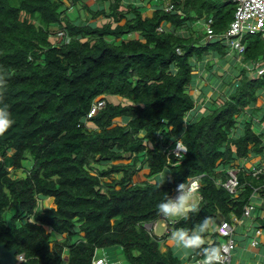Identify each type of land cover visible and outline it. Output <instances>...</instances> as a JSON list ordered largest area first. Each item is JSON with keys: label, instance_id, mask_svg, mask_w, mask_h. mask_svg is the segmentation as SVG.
Returning <instances> with one entry per match:
<instances>
[{"label": "trees", "instance_id": "trees-1", "mask_svg": "<svg viewBox=\"0 0 264 264\" xmlns=\"http://www.w3.org/2000/svg\"><path fill=\"white\" fill-rule=\"evenodd\" d=\"M109 1L108 9H93L83 0H0V103L13 115L0 133V243L23 254L18 264H93L98 248L117 245L128 264H183L171 246L163 249L169 234L146 225L161 218L157 205L166 192L201 177L198 211L174 219L172 229L187 235L207 218L204 244L195 248L203 254L204 246L221 248L210 223L242 217L263 188L264 173L241 169L238 160L264 149L253 118L261 114L264 122L256 106L264 74L241 66L238 84H220L210 111L187 119L197 104L190 92L195 61L206 53L226 58L232 47L219 34L236 3ZM146 2L157 6L152 15L143 14ZM78 4L105 20L77 22L66 12ZM209 18L214 39L202 29ZM242 42L244 63L264 59L261 32L244 33ZM98 97L105 105L87 116ZM178 138L187 151L168 154ZM145 167L146 178L135 181ZM232 167L239 168L236 192L223 185ZM18 168L25 174L13 176ZM40 195L54 204L45 206Z\"/></svg>", "mask_w": 264, "mask_h": 264}, {"label": "crops", "instance_id": "crops-1", "mask_svg": "<svg viewBox=\"0 0 264 264\" xmlns=\"http://www.w3.org/2000/svg\"><path fill=\"white\" fill-rule=\"evenodd\" d=\"M85 3H87L90 7L93 9L98 7H105L108 9L109 0H106L102 2V0H83ZM129 0H125V2H128ZM69 0H67L68 4ZM71 2V0H70ZM145 8L143 10L144 15H152L153 11L157 7L156 4L152 2H146ZM164 3H162L163 5ZM76 7H82V5L78 4ZM124 7V6H123ZM69 10V9H68ZM66 14L68 15V11ZM87 14L85 17V20H89L90 22L96 21V23H101L103 20H105V16L100 14L96 18H91V13L86 10ZM77 15L73 14V17H76ZM71 17V16H70ZM72 18V17H71ZM75 20V18H73ZM80 21V20H79ZM201 24V23H199ZM200 26V25H199ZM167 28H171V24L168 23L166 25ZM203 29V25H202ZM204 30V29H203ZM131 36L138 37V33H131ZM226 58L222 57L220 58L218 55L212 54V53H206L204 56V62H200L196 60L197 66L195 68V78L193 80L192 88L190 89L191 94L196 98V107L192 109L187 117V119L195 118L196 116H199L200 114L204 112L210 111V100L215 96L218 92H220V84L223 86H227V82L230 80L231 83L238 84L240 81L239 74L237 73L240 70L241 66H247L248 67V74L254 73V69L251 67L253 66L254 62H246L244 63L242 61V56L236 52V50L233 48L230 50V52L225 56ZM259 61H264V59H261ZM206 72V75L202 77V73ZM252 76H255L253 74H250ZM206 90V94H203L202 90ZM256 106L259 108H262L259 110L261 113L264 111V88L261 89L258 99L256 101ZM259 112V113H260ZM261 114L254 115L253 118L256 121V130L258 132L264 131V122L260 120ZM121 118L120 121L121 122ZM264 142V137H263ZM239 164L241 169H251L254 174H256V169L259 166L264 165V149H262L261 152H250L249 155L246 158L239 159ZM259 164V166H258ZM168 168H166L160 175V177L165 178ZM142 171L146 173V175L149 173V168L145 167ZM146 178V176L144 177ZM137 181V180H135ZM142 181V180H139ZM239 192V191H238ZM196 196V200L199 202L201 200V194L199 193V189L192 193ZM48 197V200L51 203H54V200L52 201ZM247 205H253V208L251 209V213L248 215H245L243 213L242 217L237 216L236 214H232L230 220L235 227V237L237 240V247H241L243 250L242 255L233 254L232 258V264H264V184L262 189H256L253 192V195L250 199V202ZM246 205V206H247ZM245 206V207H246ZM173 219H177L179 217H172ZM222 218V217H221ZM220 218V220H221ZM225 218V217H223ZM222 218V219H223ZM155 222V221H154ZM156 234H158V227L159 224L163 226V232L161 234H158L159 236H163L164 234H169L167 238L165 239V245H163V249H166L167 245L171 246L173 251L176 253H179L175 246L177 245L176 236L173 237V230L172 232H166V229L164 225L158 221ZM150 223V222H149ZM213 223V222H212ZM219 225V224H218ZM218 225L211 224L210 226L212 228H217ZM254 238L258 239L259 244H253L252 241ZM105 250H102L101 254L98 252L97 256L102 257L105 254ZM195 256H197V253L195 252V248H192L189 250L185 256H182V259L184 260L183 264H195L194 259ZM106 258V257H105ZM107 260V258H106ZM112 261V260H111ZM108 264H110L108 262ZM120 264H128V263H121Z\"/></svg>", "mask_w": 264, "mask_h": 264}, {"label": "built area", "instance_id": "built-area-1", "mask_svg": "<svg viewBox=\"0 0 264 264\" xmlns=\"http://www.w3.org/2000/svg\"><path fill=\"white\" fill-rule=\"evenodd\" d=\"M236 3L237 8L234 14V18L232 19L228 29L219 34L220 38H224L226 42L231 45L232 48L236 49L238 53H242L245 49V46L242 42V35L246 32L249 33H256L261 32L264 36V0H230ZM174 8V5L172 2L167 1L164 5V9L166 11H170ZM212 18H209L206 20L202 25L203 29L207 32L209 39H214L216 35H214V29L212 26ZM162 29V27H160ZM59 36H66V41L70 39L69 35L61 30L57 33ZM67 34V35H66ZM55 38H57V36ZM254 69V73H250L253 75L256 74H264V61H254L253 66H251ZM105 105V100L102 98H96L92 106L89 110V113L87 116H91L94 113H96L100 108H102ZM187 151V146L182 140V138H178L175 146L170 147L168 149V154L173 153L176 156H182L183 153ZM238 167H232L229 169V177L223 182V185L230 190L231 192H236L237 187L239 185V177H238ZM257 173H264V165L260 166L258 169H256ZM186 188H189L192 193L197 191L201 186V177L200 176H194L189 179L187 183H184ZM178 185V184H177ZM176 185V186H177ZM176 187L174 189V192L172 195L176 193ZM253 208V205H247L244 209V214L248 215L251 213V209ZM158 221H160L165 229L166 232H172V224L174 222V219L172 217H165L161 216L157 221L155 222H148L146 223L147 227L151 230H153L154 233H156ZM217 231L219 232L222 241H221V261L217 262L218 264H232V258H233V250L236 248L237 240L235 237V227L234 224L226 219L223 218L220 220V223L217 227ZM252 243L258 244V239L254 238ZM203 255L204 254H198L195 256V259L193 260L195 264H202L203 261ZM19 261L23 258V254L18 255ZM93 264H107V261L104 257H96L93 260Z\"/></svg>", "mask_w": 264, "mask_h": 264}, {"label": "clouds", "instance_id": "clouds-1", "mask_svg": "<svg viewBox=\"0 0 264 264\" xmlns=\"http://www.w3.org/2000/svg\"><path fill=\"white\" fill-rule=\"evenodd\" d=\"M5 79L6 77L0 76V86L3 85ZM12 123L13 115L7 104L0 103V133L6 131ZM176 189L174 195L166 192L164 197L158 202L157 209L159 213L165 217H187L190 213L198 211V201L193 197L191 190L186 188L184 182H180ZM208 225L209 220L205 218L190 234L186 235L183 231L178 232L176 235L177 243L185 248L200 247L204 244L203 233L207 230ZM202 251L204 254L202 264H217V262L221 261V252L218 247L208 245L204 246Z\"/></svg>", "mask_w": 264, "mask_h": 264}, {"label": "rangeland", "instance_id": "rangeland-1", "mask_svg": "<svg viewBox=\"0 0 264 264\" xmlns=\"http://www.w3.org/2000/svg\"><path fill=\"white\" fill-rule=\"evenodd\" d=\"M65 2H67V0H64ZM71 2H70V0H69V2H68V4H70ZM81 5V4H80ZM70 9L68 10L69 12H68V15L69 16H71L72 18H75V20H77V22H79V20L81 21V20H85V17H86V14H87V12H86V9L85 8H83V6L82 7H76V6H74V7H72V6H70L69 7ZM73 14H75V15H77L76 17H73ZM233 49V48H232ZM236 50V49H235ZM236 52L238 53V51L236 50ZM206 75V72H203L202 73V77H204ZM120 121V118H117V119H115V123H117V122H119ZM32 162H33V158H32V156L30 155V156H27V157H25L24 159H23V163H24V166H25V168L27 167V168H29L30 166H31V164H32ZM25 174V171H24V169L23 168H18V169H15L13 172H12V175L13 176H21V175H24ZM161 175V174H160ZM159 175V176H160ZM146 176V173H144V171H140L136 176H135V178H134V180H137V181H139V180H144L145 177ZM160 178H162V177H160ZM41 196V198L43 199V204L45 205V206H48V205H53L54 203H51L49 200H48V197H44V196H42V195H40ZM193 197L195 198V199H197L196 198V196L193 194ZM52 201H53V198H50ZM211 224H213L212 222H211ZM163 226L162 225H160L159 224V227H158V234H161V232H163ZM181 230L180 229H173V237L174 236H176L177 235V233L178 232H180ZM59 237H61L60 235H59ZM177 240V239H176ZM175 248H176V250L179 252L178 254L182 257L183 255L185 256V254L189 251V250H191L192 248H185V247H183V246H181V245H179L178 243H177V245L175 246ZM102 250H105L106 252H105V254L103 255V256H106V258H107V262H109L110 264H120V262L121 263H127V260H126V258L124 257V254H123V250H122V247L121 246H119V245H117V246H107V247H104V248H98L97 250H96V255L98 254V252L101 254V252H102ZM242 248L241 247H237V248H235L234 250H233V254H237V255H242L243 254V252H242ZM112 260V261H111Z\"/></svg>", "mask_w": 264, "mask_h": 264}, {"label": "water", "instance_id": "water-1", "mask_svg": "<svg viewBox=\"0 0 264 264\" xmlns=\"http://www.w3.org/2000/svg\"><path fill=\"white\" fill-rule=\"evenodd\" d=\"M0 263L18 264L19 256L17 254V248L16 247L8 248L5 243H0Z\"/></svg>", "mask_w": 264, "mask_h": 264}]
</instances>
